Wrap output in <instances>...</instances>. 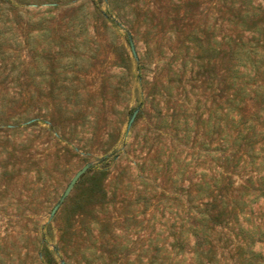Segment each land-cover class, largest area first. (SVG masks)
Returning a JSON list of instances; mask_svg holds the SVG:
<instances>
[{
    "label": "rangeland",
    "instance_id": "1",
    "mask_svg": "<svg viewBox=\"0 0 264 264\" xmlns=\"http://www.w3.org/2000/svg\"><path fill=\"white\" fill-rule=\"evenodd\" d=\"M241 44L264 0H0V264H149Z\"/></svg>",
    "mask_w": 264,
    "mask_h": 264
},
{
    "label": "trees",
    "instance_id": "2",
    "mask_svg": "<svg viewBox=\"0 0 264 264\" xmlns=\"http://www.w3.org/2000/svg\"><path fill=\"white\" fill-rule=\"evenodd\" d=\"M250 48L237 45L226 78L231 92L221 109L218 153L204 144L210 158L201 172L194 169L200 152L186 161L193 169L180 188L184 204L173 210L171 241L154 249L149 264H264V208L256 209L264 202V64Z\"/></svg>",
    "mask_w": 264,
    "mask_h": 264
},
{
    "label": "water",
    "instance_id": "3",
    "mask_svg": "<svg viewBox=\"0 0 264 264\" xmlns=\"http://www.w3.org/2000/svg\"><path fill=\"white\" fill-rule=\"evenodd\" d=\"M88 166L85 165L83 166L80 170H78L75 175L72 177V179L70 180L69 184L67 185L63 195L60 198V202L63 201V199L68 195V193L70 192V190L72 189V187L74 186V184L76 183V181L79 179V177L87 170ZM58 206H55L52 210V213H54L56 211Z\"/></svg>",
    "mask_w": 264,
    "mask_h": 264
}]
</instances>
